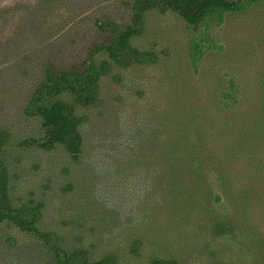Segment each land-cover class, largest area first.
Here are the masks:
<instances>
[{
    "label": "rangeland",
    "instance_id": "374dc122",
    "mask_svg": "<svg viewBox=\"0 0 264 264\" xmlns=\"http://www.w3.org/2000/svg\"><path fill=\"white\" fill-rule=\"evenodd\" d=\"M132 0H0V171L15 203L66 248L113 264H264V1L193 28L146 14L148 63L112 65L80 108L74 160L31 144L25 110L46 69H68L130 23ZM108 59L105 52L96 61ZM181 159L177 161L176 159ZM35 237L0 224V264H49Z\"/></svg>",
    "mask_w": 264,
    "mask_h": 264
},
{
    "label": "trees",
    "instance_id": "16d2710c",
    "mask_svg": "<svg viewBox=\"0 0 264 264\" xmlns=\"http://www.w3.org/2000/svg\"><path fill=\"white\" fill-rule=\"evenodd\" d=\"M264 0H132L130 23L120 26L113 21L102 23L109 28V38L89 48L87 56L68 69L48 67L45 78L34 88L26 112L39 118L41 135L31 139L43 149L62 146L77 160L83 139L80 108L95 105L99 100V81L112 65L127 67L132 63H148L151 51H141L132 40L145 29L146 14L152 10H170L193 28L221 24L227 14L240 13ZM105 52L108 59L96 61V54ZM0 130V140H3ZM181 161V159H176ZM42 204L29 201L15 203L10 195L6 172L0 171V224L15 227L37 238L50 255L49 264H113L112 258L89 259L79 249L64 247L60 237L39 225ZM149 264H178L175 259H153Z\"/></svg>",
    "mask_w": 264,
    "mask_h": 264
}]
</instances>
